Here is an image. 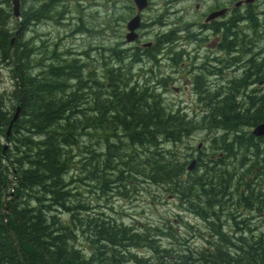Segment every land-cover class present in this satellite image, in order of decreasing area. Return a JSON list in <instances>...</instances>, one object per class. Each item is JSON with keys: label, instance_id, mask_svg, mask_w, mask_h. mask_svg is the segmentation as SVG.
Here are the masks:
<instances>
[{"label": "trees", "instance_id": "obj_1", "mask_svg": "<svg viewBox=\"0 0 264 264\" xmlns=\"http://www.w3.org/2000/svg\"><path fill=\"white\" fill-rule=\"evenodd\" d=\"M19 2L20 20L15 19L14 28L0 22V62L12 73L14 98L20 108L12 126V147L4 150L0 143V264H138L128 248L145 242L150 233L140 236L121 225L112 223L106 227L105 223L93 222L95 236L104 244L102 251L85 254L69 246V236L71 240L73 237L70 225L74 228L77 219L73 211L81 206L66 204L71 193L65 190L69 186L65 176L77 168L86 174L78 181L87 179L107 192L135 188L139 180L162 187L165 193L177 198L180 207L208 222V230L217 236V241H207L202 248L154 251L153 258L140 263L264 264V236H260L263 232L254 236L255 231L240 228L239 223L228 225L227 229L221 223L222 218L230 215V209L237 213L242 205L234 201L243 185L239 173L243 158L237 159L233 147L244 143L246 148L256 147L252 135L244 140L239 131L243 116L240 102L238 106L234 97L216 100L218 95L204 102L208 108L205 112L209 113L196 123H204L202 129L209 132H225L220 139H213L221 155L214 153L206 160L201 157L196 170L185 177L183 172L191 155H183L177 147L197 127L178 111L155 105L152 100H129V94L119 93L115 82L108 87L105 81L100 83L99 99L101 95L105 99L103 105H98L96 81L91 74L90 80H82L85 65L79 66L77 59H65L59 66L56 62L60 57L49 55V63L34 72L37 52L32 39H26L25 34L32 24L50 14L51 0ZM82 90L87 98L86 103L80 104ZM84 104L89 105L86 110ZM244 118L249 122L264 119V108L259 104ZM10 120L0 97V141L6 138L4 129ZM101 131L111 132L114 139L104 145L105 160L103 154L101 161L97 155L88 159V147L82 137L98 138ZM230 133L233 136L229 142H223ZM101 142L88 145L101 146ZM122 147L125 152L119 154ZM95 158L97 169H92L88 161ZM230 159L234 161L227 172L224 167ZM99 166L109 172L106 182L97 177ZM56 211L68 213L69 219L61 220ZM153 229L163 234L162 228ZM246 231L252 236L245 237ZM116 246L122 248L123 254H117Z\"/></svg>", "mask_w": 264, "mask_h": 264}, {"label": "rangeland", "instance_id": "obj_2", "mask_svg": "<svg viewBox=\"0 0 264 264\" xmlns=\"http://www.w3.org/2000/svg\"><path fill=\"white\" fill-rule=\"evenodd\" d=\"M196 1L202 2V0H177L176 3L170 5L168 0H149L150 5L141 14L142 27L138 30L139 39L127 42L125 40L127 34L126 24L136 14L133 0H51L49 3L50 14L45 19H39V22L32 24L25 34L26 39H32L37 52L38 62L34 72L39 71L43 65L49 63V55L55 54L60 57L59 61L56 62L59 66L65 59H77L79 66L82 63L85 65L86 72L83 74L82 80H87L89 79L88 76L92 75L94 81H96L94 83L97 91L95 100L98 105H103L102 101L105 97L101 95L99 99L100 83L105 81V87H108L110 83L115 82L111 75L109 78L107 77L110 69L117 65L130 67L133 59L140 60V63L135 64L134 69H139L142 66L150 67L153 63L161 60L160 71L165 74V83L168 85L165 87V91L161 92L163 102L160 106L167 110L178 111L179 114L185 109L189 117L195 116L196 122H199L201 118L209 113L205 112L208 108L205 107L204 102H210L213 95H219L216 100L224 101L226 98H231L227 91L229 86L226 83L220 84L218 80L215 81L213 85L208 87L212 95L202 97L200 101L197 95L189 96L188 91H182L179 88L182 87L184 81L171 83L175 76H170V74L174 68L181 69L194 64L208 65L209 56L217 58L212 65L218 66L217 62L221 61L222 53H211L206 48H202L199 53H194L188 48L183 54L174 56V51H179V48H177L172 49V54L167 53V56H165V53H163L165 49H162L163 45H170L174 41L173 37L177 32V27L173 25L174 21L181 19L179 26L186 28L179 31V35H185L186 32L192 30L189 25L197 20L194 9ZM207 5L208 2H203V12L206 11ZM39 6L40 4H37L36 8ZM17 18L20 20L19 17L13 15L11 1L0 0V22H5L6 26L12 29ZM18 34L19 29L16 30V35L18 36ZM166 34H171V36L163 39L162 36ZM148 44L151 45L148 46ZM200 44L204 45V41H201ZM193 46L194 44L191 43V48ZM159 49L160 53L158 52ZM140 50L144 52L141 53ZM163 57H166V59H163ZM170 59L174 60L171 61ZM11 75L9 68L0 62V97L2 108L8 113L9 120L16 113L18 107L14 98V84ZM145 77L147 87L152 93L154 89L151 85L154 79L150 74H145ZM186 77L192 81L189 75ZM125 83L126 80L124 82L119 81V87L124 86ZM187 88L190 89L191 86L187 85ZM201 88L204 89L205 84L202 83ZM176 89H180L181 92L177 94ZM85 93L84 90L80 91V104L86 103ZM119 93L122 92L119 91ZM179 100L182 101L181 104ZM234 101L239 106V98L235 97ZM87 107L89 105L84 104L83 109L86 110ZM203 125L204 123L197 124V128L192 131L191 136L184 139L177 147V150L180 149L183 155H191L187 160L188 163L192 159L197 158L200 160L201 157L206 160L214 153L221 155V150L215 149L213 139L216 137L220 139L225 132L223 130L209 132L202 129ZM12 126L9 130V136L6 135V138L0 141L5 148L4 150L12 147L11 139L14 136ZM8 127H5V132L8 131ZM111 135V132L101 131L98 138H92L88 135L83 136L82 141L88 147L85 157L91 159L94 155H97V158L99 157V161H101L100 156L105 151L104 145L107 144V140L109 142L114 140ZM231 136H233L232 133L226 136L223 142H229ZM97 141H102L101 146L92 147L88 145L90 142L96 143ZM198 145H200L199 149H197ZM255 149V147L253 149L246 148L244 143L241 147L235 145L233 153L237 154V159L240 157H248L252 161L262 159L264 156L255 157ZM124 152V147H122L119 154ZM105 154H103L104 160ZM97 158L88 161L92 169H97L95 166ZM233 161L234 159L228 161V165L224 167L225 171L230 172V165ZM100 168L99 166L100 172L97 173V177L101 182H106L110 178L109 172L105 173ZM136 168L140 169L139 166ZM190 173L185 169L183 175L188 177ZM85 176L86 174H82L79 168L72 170L68 176H65V181H69V186L65 187V190L68 189L71 193V197H69L66 204L70 203L74 207L79 204L81 206L78 207V210L73 211V213H77L75 214L77 219L74 228L70 225L73 237L71 240V236H69L68 244L69 246L73 245L82 253L89 254L96 249L103 250L101 249L104 245L103 242L95 236V231L92 229L93 222L105 223L106 227L111 226L112 223L121 225L133 230L140 236L150 233L145 242L128 248L130 254L138 260V264H142L140 263L141 260L153 258L154 251L157 250H182L188 247L197 249L206 246L207 241H217L215 233L208 230V222H204L195 214L180 207L177 198L165 193L162 187L153 186L139 180L135 188L126 187L124 191L116 188L107 192L100 188L98 184L91 183L87 179L82 180L83 182L78 181ZM71 179L74 180L71 181ZM237 199L235 198L234 203ZM229 205L234 207L232 202H229ZM58 211L56 213L61 220L66 221L69 219L70 215L68 213ZM229 213L227 219L222 218L221 220L226 229L230 228L228 225L237 223V213L232 209L229 210ZM216 223L220 224L218 221ZM155 227L162 228L163 234L154 231L153 228ZM144 228L145 230H143ZM261 232H264V224L256 233L258 235ZM244 236L250 237L252 235L249 231H246ZM115 251L118 255L123 254L120 252L122 248L117 246ZM129 264L135 263L131 262Z\"/></svg>", "mask_w": 264, "mask_h": 264}, {"label": "flooded vegetation", "instance_id": "obj_3", "mask_svg": "<svg viewBox=\"0 0 264 264\" xmlns=\"http://www.w3.org/2000/svg\"><path fill=\"white\" fill-rule=\"evenodd\" d=\"M175 1L177 0H170V5L176 3ZM147 2L149 6V0ZM203 2H208L205 12L202 10ZM194 9L197 20L189 25L192 30L186 32L185 35H179V31L186 28L179 26L181 19L174 21L173 25L177 27V32L173 37L174 41L170 45L162 46V49H165L163 53L167 56V53H173L172 49L179 48V51H174L173 54L178 56L188 48L194 53H199L202 48H206L211 53L219 52L223 56L221 61L217 62L218 66L212 65L217 58L209 56L208 65L194 64L181 69L174 68L170 76H175V78L171 83L184 81L182 87L179 88L182 91H188L189 96L197 95L200 101L202 97L212 95L208 87L215 81L218 80L220 84L226 83L229 86L227 87L228 95L238 97L240 101V113L243 116L239 131L243 139L246 140L252 135L256 146L255 157L264 156V135H253V130L264 123V119L259 118L249 122L244 118L246 113H253L259 104L264 108V0H202V2H195ZM141 14L138 30L142 27ZM138 30L136 40L140 37ZM170 36L171 34H166L162 38L166 39ZM201 41H204V45L200 44ZM191 43L194 44L192 48ZM140 52L144 51L140 50ZM158 52L160 53V49ZM136 63H140V60L133 59L130 67L114 66L110 69L109 75L115 80L116 86H119V81L126 80L124 86H120L119 91L129 94L127 96L129 100L137 99L141 102L152 100L155 105L161 104L163 102L161 92H164L168 85L165 83V74L160 71L161 60L150 67L142 66L134 69ZM145 74H150L154 79L151 85L154 89L152 93L147 87ZM187 75L192 78V81L186 77ZM202 83L205 84L204 89L201 88ZM187 85L191 88L188 89ZM180 89H176L175 92L180 93ZM179 102L182 103L181 100ZM180 113L196 126L195 116L189 117L185 109ZM196 159L194 160L198 164V159ZM195 167L194 170H196ZM239 172L240 177L243 176V185L240 186L239 198L236 201V203H242L237 210V223L240 228L252 229L257 235L256 232L264 224V157L256 161L248 157L243 158V165ZM260 236H264V232Z\"/></svg>", "mask_w": 264, "mask_h": 264}, {"label": "water", "instance_id": "obj_4", "mask_svg": "<svg viewBox=\"0 0 264 264\" xmlns=\"http://www.w3.org/2000/svg\"><path fill=\"white\" fill-rule=\"evenodd\" d=\"M10 1H11V4H12L14 17H19V8H20L19 0H10ZM147 3H148L147 0H134V4L136 6L137 13L126 24L127 34L125 35V40L127 42H133V41H135L137 39L136 31L138 30L139 24H140L139 16H140L141 12L147 7ZM19 110H20V108L18 107L16 109V113H15V115H14L13 119L11 120L10 125L8 127L7 136H9V130H10L12 124L15 122V120L18 117ZM253 135L254 136H262V135H264V123L258 125L253 130ZM198 148H199V146H198ZM195 163H196L195 160H192L190 162V164L187 167V171L188 172H190V171H192L194 169Z\"/></svg>", "mask_w": 264, "mask_h": 264}, {"label": "bare ground", "instance_id": "obj_5", "mask_svg": "<svg viewBox=\"0 0 264 264\" xmlns=\"http://www.w3.org/2000/svg\"><path fill=\"white\" fill-rule=\"evenodd\" d=\"M254 89V88H253Z\"/></svg>", "mask_w": 264, "mask_h": 264}]
</instances>
